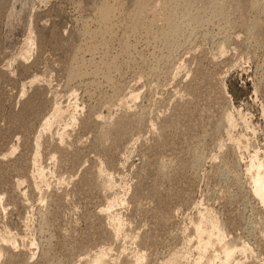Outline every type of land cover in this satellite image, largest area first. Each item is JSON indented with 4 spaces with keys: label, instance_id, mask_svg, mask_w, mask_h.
Here are the masks:
<instances>
[{
    "label": "rangeland",
    "instance_id": "1",
    "mask_svg": "<svg viewBox=\"0 0 264 264\" xmlns=\"http://www.w3.org/2000/svg\"><path fill=\"white\" fill-rule=\"evenodd\" d=\"M6 4L0 264H264V0Z\"/></svg>",
    "mask_w": 264,
    "mask_h": 264
},
{
    "label": "bare ground",
    "instance_id": "2",
    "mask_svg": "<svg viewBox=\"0 0 264 264\" xmlns=\"http://www.w3.org/2000/svg\"><path fill=\"white\" fill-rule=\"evenodd\" d=\"M7 1L8 0H0V14L4 11L5 7L7 6ZM141 3H143L142 1H140ZM146 3V2H145ZM9 4V3H8ZM217 5V4H216ZM140 6V7H139ZM145 5L141 6V4L139 3L138 5V9L140 10V12L144 11L145 10ZM102 13V12H101ZM108 11L105 10L103 15H102V20H106L108 18ZM138 13V11H137ZM142 14V13H141ZM140 15V13L138 14ZM1 18V17H0ZM168 21V20H167ZM170 21V20H169ZM172 21V20H171ZM169 23V22H168ZM171 23V22H170ZM184 24V23H183ZM177 28L176 26H173L172 28ZM180 28V27H179ZM171 29V27H170ZM172 30V29H171ZM174 30V29H173ZM172 30V33L176 30L173 31ZM31 34V32H30ZM33 35V34H31ZM31 35L29 37H31ZM168 36V35H167ZM32 38V37H31ZM31 38H27L29 39L28 43H32L34 41H30ZM32 40V39H31ZM33 44V43H32ZM31 44V45H32ZM30 45V44H28ZM27 47V43L25 45ZM31 46H29L28 49H26L27 51L24 52L22 58L26 59V56L27 54L29 53V49H30ZM32 51V50H31ZM22 54V53H20ZM58 110V109H57ZM59 112V111H58ZM57 113V112H56ZM63 113V112H62ZM52 123V118L51 120L48 119L46 124L44 125L47 129L48 126H51L50 124ZM43 127V126H42ZM14 150V149H13ZM14 152V151H13ZM8 155V154H7ZM9 156V155H8ZM256 158V157H255ZM257 159V158H256ZM258 160V159H257ZM251 169L250 171H252L254 174L253 175V179L252 181L254 182V187H253V192L255 193V196L260 199V201H262V203H264V165L263 163L260 162H255V160H253L252 164H251ZM195 231L197 232V238H198V244H199V248H198V252H199V258L197 260V263L196 264H214L217 260V258L219 257L218 256V252L213 255V256H208V249H211L210 247L212 246H216L214 249L218 248L219 250V254L221 255V253L224 255L223 257V260L225 258L226 262H232V260L234 259V255L235 253L238 252V245L234 244L233 242L231 243H228V242H225L226 239H224V234H223V231L220 227V225L217 223V221L213 218V217H210V216H207L202 219V222L201 224L199 223L198 226H196L195 228ZM225 233V232H224ZM8 240V239H7ZM225 240V241H224ZM9 242V241H8ZM14 244V242H13ZM213 249V250H214ZM244 250V249H243ZM212 251V250H211ZM240 251V250H239ZM221 252V253H220ZM215 253V252H214ZM103 255V254H102ZM102 255H98L96 256L95 259H93V261H89L88 263L89 264H109L107 263V261L104 260V256ZM211 255V254H210ZM222 257V255H221ZM220 257V259H222ZM139 259V258H138ZM138 261V260H137ZM196 261V260H195ZM115 262V261H114ZM172 263L174 262L171 261ZM112 264H116V263H112ZM132 264V263H130ZM170 264V263H169Z\"/></svg>",
    "mask_w": 264,
    "mask_h": 264
}]
</instances>
